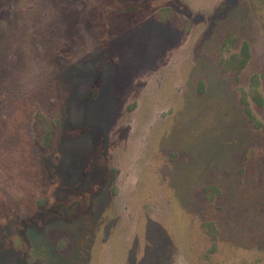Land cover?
<instances>
[{"label": "rangeland", "instance_id": "374dc122", "mask_svg": "<svg viewBox=\"0 0 264 264\" xmlns=\"http://www.w3.org/2000/svg\"><path fill=\"white\" fill-rule=\"evenodd\" d=\"M0 264H264V0H0Z\"/></svg>", "mask_w": 264, "mask_h": 264}, {"label": "trees", "instance_id": "16d2710c", "mask_svg": "<svg viewBox=\"0 0 264 264\" xmlns=\"http://www.w3.org/2000/svg\"><path fill=\"white\" fill-rule=\"evenodd\" d=\"M250 56H251V53L249 50V46L246 43H244L241 49V52L239 54L232 55L229 59L221 61L222 69L224 70L233 69L235 71H240L246 65V63L250 59ZM255 99L259 103H262L263 101L259 94L255 96ZM246 112L250 115L251 119H254V116L252 115V112L248 106L246 107ZM256 122H257L256 125H258L259 124L258 121ZM47 144L48 142L44 143V145H47Z\"/></svg>", "mask_w": 264, "mask_h": 264}]
</instances>
